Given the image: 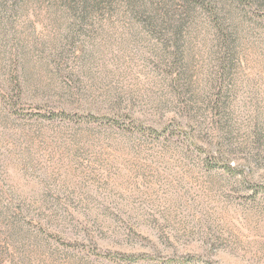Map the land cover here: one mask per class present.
Segmentation results:
<instances>
[{
	"label": "rangeland",
	"instance_id": "374dc122",
	"mask_svg": "<svg viewBox=\"0 0 264 264\" xmlns=\"http://www.w3.org/2000/svg\"><path fill=\"white\" fill-rule=\"evenodd\" d=\"M87 1L0 0V264H264V23Z\"/></svg>",
	"mask_w": 264,
	"mask_h": 264
},
{
	"label": "trees",
	"instance_id": "16d2710c",
	"mask_svg": "<svg viewBox=\"0 0 264 264\" xmlns=\"http://www.w3.org/2000/svg\"><path fill=\"white\" fill-rule=\"evenodd\" d=\"M179 1L127 0L128 7H132L131 13L138 17L143 27L159 33L162 39L165 36L167 42L174 44L179 42L182 30L194 16L204 17L219 40L218 53L227 57L236 53L233 42L240 25L264 23V0ZM88 4L86 0V12Z\"/></svg>",
	"mask_w": 264,
	"mask_h": 264
}]
</instances>
